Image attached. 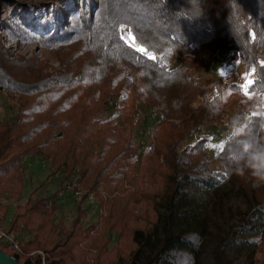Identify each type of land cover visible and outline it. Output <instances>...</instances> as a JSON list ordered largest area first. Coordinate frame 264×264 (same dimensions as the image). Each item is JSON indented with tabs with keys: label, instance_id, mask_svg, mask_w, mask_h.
Wrapping results in <instances>:
<instances>
[{
	"label": "trees",
	"instance_id": "obj_1",
	"mask_svg": "<svg viewBox=\"0 0 264 264\" xmlns=\"http://www.w3.org/2000/svg\"><path fill=\"white\" fill-rule=\"evenodd\" d=\"M53 2L61 7L55 13L48 11L52 5H31L25 21L14 24L7 23L10 2L0 0V24L4 31L8 24L13 29L5 31L8 36L31 38L56 51L74 49L60 57L65 71L45 74L37 61L10 55L0 41V93L20 97L14 118L4 123L0 117V202L5 195L21 199L25 157L49 148V155L62 157L57 164L64 176L61 190L96 192L108 216L98 225H84L86 193L65 229L64 219L54 221L61 191L32 197L16 206L8 226L32 235L23 244L24 254L1 243L0 250L21 264H209L202 257L207 224L194 198L229 181L245 197L248 211L208 255L216 264H234L229 251H239L244 253L239 264H248L251 252L246 250L255 243L250 241L262 236L264 186L253 187L249 176L233 171L228 157L239 138L218 144L222 169L213 170L208 147L215 137L200 133L224 106L247 112L255 102L249 95L264 93V0H198L191 8L188 0ZM122 25L130 29L135 46L123 38ZM224 44L229 45L227 56L254 74L248 95L235 82L217 94L216 84L195 77L196 69L185 58L174 63L179 55ZM141 104L158 112L161 144L141 164L135 182L133 129L143 117ZM109 105L115 111L104 118ZM244 122L245 138L262 135L264 115H250ZM87 141L94 147L83 149ZM79 167L84 175L76 184ZM122 199L127 207L119 212ZM8 210L0 207V225ZM53 235L58 239L48 244ZM30 249L45 258L31 255Z\"/></svg>",
	"mask_w": 264,
	"mask_h": 264
},
{
	"label": "rangeland",
	"instance_id": "obj_2",
	"mask_svg": "<svg viewBox=\"0 0 264 264\" xmlns=\"http://www.w3.org/2000/svg\"><path fill=\"white\" fill-rule=\"evenodd\" d=\"M10 4L7 8L9 12V21L7 23L16 21L18 23L25 21L27 18V12L31 5L44 4L47 7L52 5V9L48 11L52 14L55 13L59 5L52 3V0H8ZM17 8L15 15H12V11ZM61 8V7H60ZM8 30H12V26L8 24ZM3 30V26L0 24V41L10 51V55L19 57L23 60H34L40 64L41 69L45 74H53L57 71H65V68L61 64V55L70 56L74 53L73 48L63 47L61 50L46 49L39 43L35 42L31 38H12ZM122 36L127 43L135 46L134 37L130 29L122 25ZM229 45L224 44L220 47L208 49L204 51H194L188 56L179 55L174 63L182 62L183 58L187 60L191 66H194L195 77L200 78L202 81L208 80L211 83H215L217 88L216 92L219 94L221 90L226 89L231 82L245 85L248 80H254L253 73H247L240 61L233 57L227 56ZM59 52V53H58ZM62 53V54H61ZM74 66V65H72ZM235 75V76H234ZM248 86V85H247ZM255 100V104L247 111L242 112L240 108H229L224 106L221 109L219 115H217L211 122H209L207 128L203 130L200 135H208L215 137L213 144L208 147L210 157L213 160V170H221L222 163L218 160L217 154L220 151L218 144L227 139L229 132V124L234 120L245 121L250 115L259 116L264 115V93H252L249 95ZM20 97H11L7 92L0 93V117L4 123H7L14 118L19 105ZM31 101V100H29ZM32 102V101H31ZM142 109V116L139 124L133 129L135 135V153L137 155V162L133 168L134 180L139 181V174L141 172V164L146 158H152L155 147L161 144V122L159 120V114L155 110L149 108L146 105H140ZM109 112L104 117L114 113V107L109 105ZM172 115V114H170ZM172 117L180 120L179 114H173ZM120 125L124 126L123 121L119 120ZM261 134H264L261 132ZM40 137L44 138L45 133ZM83 149L94 147L91 141L86 142V146ZM49 148L43 150H32L24 159V189L21 194V199L18 197L4 196L0 202L1 206H8L9 210L6 216L2 217V225L5 229L11 223L12 216L14 215L15 208L18 205L24 204L29 198L32 197H50L59 191V207L54 217V221L58 223L60 219H64L65 229H69L72 221L77 215L76 202L82 197V195H88L87 200L83 204V209L86 211V219L84 225L86 227L91 225H98L104 218L108 216V209L103 208L100 199L96 192L88 191L84 187L79 189L71 187L67 190H61V181L63 174L61 171H57V164L62 160V157L58 154L49 155ZM98 157V155H97ZM97 157L93 158V161ZM77 169V175L74 177V182L77 184L83 177L84 171ZM129 188V185L127 186ZM102 192V190H101ZM78 193V194H77ZM106 193H102V197H106ZM195 204L199 206V213L201 214V220L207 224V230L204 234L203 248L205 253L202 257L209 264H216L215 258L209 256L208 253L214 251L217 241L221 235L228 233L232 226H235L242 218L245 212L248 211V203L245 197L236 191L233 184L229 181H222L217 187L210 190H203L200 195L194 198ZM127 207V202L122 199L119 202V212H123ZM262 236L259 243L249 244L246 250L251 252V259L248 264H264V225L260 229ZM15 231V230H13ZM18 233L25 245L33 239L29 232ZM58 239V235L48 237L47 243L51 244ZM116 245V238L110 243V248ZM29 251L42 253V251ZM231 260L234 264H239L243 259V254L239 251H229Z\"/></svg>",
	"mask_w": 264,
	"mask_h": 264
},
{
	"label": "clouds",
	"instance_id": "obj_3",
	"mask_svg": "<svg viewBox=\"0 0 264 264\" xmlns=\"http://www.w3.org/2000/svg\"><path fill=\"white\" fill-rule=\"evenodd\" d=\"M167 3V0H165ZM198 0H188L191 8ZM182 8L177 14H179ZM183 17V16H181ZM248 123L234 119L229 124L228 136L239 138L241 143L229 154V162L233 166L235 174L244 177L249 176L253 187L264 186V134L251 139L245 138ZM261 132L264 133V124L261 125ZM260 237H254L250 242L259 243Z\"/></svg>",
	"mask_w": 264,
	"mask_h": 264
},
{
	"label": "built area",
	"instance_id": "obj_4",
	"mask_svg": "<svg viewBox=\"0 0 264 264\" xmlns=\"http://www.w3.org/2000/svg\"><path fill=\"white\" fill-rule=\"evenodd\" d=\"M0 243L8 247L10 250L14 251L15 253H18L20 255L24 254L23 242L20 235L13 230L10 231L8 229H5L1 225H0ZM35 253L36 252L31 253V255H34ZM39 254L43 256L42 253Z\"/></svg>",
	"mask_w": 264,
	"mask_h": 264
},
{
	"label": "water",
	"instance_id": "obj_5",
	"mask_svg": "<svg viewBox=\"0 0 264 264\" xmlns=\"http://www.w3.org/2000/svg\"><path fill=\"white\" fill-rule=\"evenodd\" d=\"M0 264H21L13 257L0 250Z\"/></svg>",
	"mask_w": 264,
	"mask_h": 264
},
{
	"label": "snow or ice",
	"instance_id": "obj_6",
	"mask_svg": "<svg viewBox=\"0 0 264 264\" xmlns=\"http://www.w3.org/2000/svg\"><path fill=\"white\" fill-rule=\"evenodd\" d=\"M252 83L251 80H248L247 83L245 85H242V89L244 90V94L248 95V90H247V85H250Z\"/></svg>",
	"mask_w": 264,
	"mask_h": 264
}]
</instances>
